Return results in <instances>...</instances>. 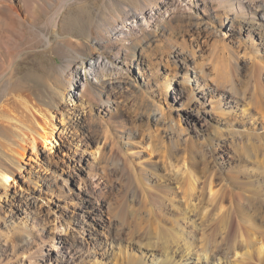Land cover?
Returning <instances> with one entry per match:
<instances>
[{
    "label": "bare ground",
    "instance_id": "obj_1",
    "mask_svg": "<svg viewBox=\"0 0 264 264\" xmlns=\"http://www.w3.org/2000/svg\"><path fill=\"white\" fill-rule=\"evenodd\" d=\"M72 1L64 0L60 11L55 13L51 21L52 31L59 25L62 8ZM168 1L164 0V4L167 5ZM5 11H11L19 18L21 15L9 0H0V28ZM124 13L135 16L132 10H125ZM150 16L153 17V12H150ZM99 20H95L97 28L116 30L121 34L125 32L124 24L115 27L111 19L103 22ZM207 22L215 25L213 36L236 44V49L229 50L227 56L229 69L222 67L213 76L207 73L205 65H195L190 50H174L171 56L176 72L165 69L159 75L161 83L167 87V94L151 101L159 84H155L156 88L151 86L149 76L145 73L138 76L145 89L141 97V111L136 112V117L141 121L145 119L147 122L153 120L159 123L163 116V104L170 108L174 104L180 105L195 126L209 129L208 146L212 149L211 157L216 164H209V158L205 154L200 155L198 148L190 151L186 156L188 160L185 156L177 158L179 150L176 149L174 153H160L158 142L153 141L155 136L154 139L150 135L142 136L136 130L125 133L124 136L129 139L126 143H136L139 147L134 153L143 152L138 160L139 167L131 164L127 168V193H131V201L140 202L142 207L130 208V200H121L125 203L118 207L117 214L113 213L114 216L108 222L103 216V205L99 207L91 199H83L92 235L117 230L116 235L112 234L110 246L114 253L117 247L116 251L121 256L113 258L114 264H251L247 260L255 253L259 263L264 264V0H223L221 6L208 7L204 18L197 24ZM51 39V36H47L46 50L52 49ZM88 43L86 62L95 75L101 72L97 77L101 87L108 92V104L127 100L130 87L116 79L117 73L113 72L116 64L109 58L110 51L101 53L102 43L93 37L88 39ZM17 65L18 61L14 58L0 71V89L6 83L7 88L14 86ZM62 75L67 77L69 85L79 79L78 69L73 64H68ZM87 90L84 83L82 93L85 94ZM17 92L9 93L6 89L0 97V208H8L9 213L4 216L7 219L5 227L10 226L15 218L33 213L37 205L34 196L17 191L10 184L12 181L16 183L22 176L21 161L29 149L36 155L41 146L48 147L52 139H74L75 122L82 116L72 107L76 100L71 98L66 85L65 88H57L46 84L43 88H18ZM208 96L215 99V107L221 110L224 118L236 113L238 121L232 123L214 119L211 110L205 106ZM128 97L136 105L137 98ZM55 114H58L62 126L54 122L57 117ZM178 136L189 142L187 136ZM133 149L127 151L132 153ZM175 158L181 159V163L171 161ZM145 160H153L154 163L147 167ZM233 162H237L235 168L231 167L235 164ZM48 181L49 177L40 175L36 177L35 183L46 184ZM181 202L183 206L179 204ZM128 220L129 226L125 225ZM222 224V231L216 232V228ZM199 231H203L205 240L199 239ZM125 232L127 241L142 249L140 258L134 254L127 255L126 250L123 256L115 244V240L122 242ZM233 233L236 239L232 241ZM239 254L241 257H238ZM106 255H110L109 251ZM72 257L70 254H58L56 260L72 264Z\"/></svg>",
    "mask_w": 264,
    "mask_h": 264
},
{
    "label": "rangeland",
    "instance_id": "obj_2",
    "mask_svg": "<svg viewBox=\"0 0 264 264\" xmlns=\"http://www.w3.org/2000/svg\"><path fill=\"white\" fill-rule=\"evenodd\" d=\"M9 1L21 15L19 18L11 11L4 12L0 28V71L14 58L18 65L13 78L14 86L7 88V83L3 84L7 87H1L0 97L6 89L9 93H18V88H43L46 84L65 88L66 85L70 89L71 98L76 100L72 107L82 113V116L75 122L74 139H52V143L46 148L42 145L36 155L29 149L21 161L23 174L16 183L12 181L10 184L13 189L34 196L37 205L33 213L15 218L7 227L4 216L5 213L9 215L8 208H0V264H69L57 261L58 254L72 255V264H114L113 258L121 256L116 251L117 247L114 253L110 246L111 237L116 235L117 230H106L105 233L102 231L101 234L92 235L87 224L90 221L84 212L83 199L89 198L99 207L103 205V216L108 222L112 215L117 214L118 207L130 200L131 193H127V168L131 164L139 167L138 160L143 152L134 153L139 147L136 143L128 145L126 141L129 142V139L124 136L125 133L136 130L142 136L150 135L152 139H156L153 140L155 143L158 142L160 153L170 154L179 150L177 158L185 156L187 159L190 151L198 148L200 155L205 154L209 158V164H216L211 157L212 149L208 146L209 129L195 126L180 105L174 104L170 108L163 104V116L159 123L153 120L147 122L145 119L141 121L136 117V112L141 111V97L145 89L138 76L145 73L149 76L151 86L156 88L155 84H159L151 101L167 94V87L161 83L159 75L165 69L171 73L176 72L171 56L176 49L190 50V57L194 55L192 58L195 65L206 66L207 73L213 76L222 67L229 69V50L236 49L235 42L230 43L213 36L215 25L208 22L197 24L204 18L208 7L221 6L223 0H169L167 5L164 0H74L62 8L55 31H52L51 21L60 11L64 0ZM125 10H132L135 16L127 15ZM150 12H153L152 18ZM94 19H100V22L111 19L115 27L124 24L125 32L121 34L120 31L118 33L116 30L97 28ZM47 36L52 38L51 50L44 47ZM91 36L102 43L101 53L110 51L109 58L116 64L113 67V72L117 73L116 79L130 87L127 100L108 104V92L101 87L97 77L101 72L95 75L86 62L88 39H92ZM225 56H228L227 59ZM68 64H73L79 72V79L71 85L67 77L62 75ZM84 83L88 87L85 94L82 93ZM128 96L137 98L136 105L131 103ZM214 100L208 96L205 105L211 110L210 114L214 119L229 120L232 123L238 121L236 113H231L230 118H224L221 110L215 107ZM55 115L57 117L54 122L62 126L58 114ZM172 130L174 131L171 132ZM178 135L185 138L187 136L189 142L179 139ZM161 138L164 140L161 141ZM138 139L139 137L135 138ZM51 146L53 148L50 150ZM129 148H134L132 153L127 151ZM171 161L175 164L181 163V159L175 158ZM153 163V160L144 161V164H148L147 167H151ZM233 163L235 164L231 167L235 168L237 162ZM40 175H46L49 181L46 184H36V177ZM179 204L184 205L182 202ZM129 205L134 209L142 207L138 201L130 200ZM125 225L129 226V220ZM222 227L223 224L216 228V232L222 231ZM202 234L203 231H199L198 237L205 240ZM124 236L122 242L114 241L121 249V254L124 256L126 250L127 255L134 254L140 258L142 249L127 241L126 232ZM235 239L236 235L233 233L231 240ZM108 251L109 256L106 255ZM247 262L260 264L257 253Z\"/></svg>",
    "mask_w": 264,
    "mask_h": 264
}]
</instances>
